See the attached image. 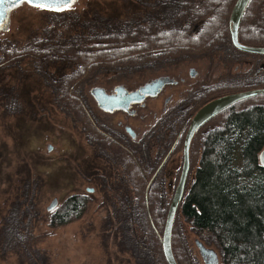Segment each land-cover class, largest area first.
I'll return each instance as SVG.
<instances>
[{
  "label": "rangeland",
  "instance_id": "rangeland-1",
  "mask_svg": "<svg viewBox=\"0 0 264 264\" xmlns=\"http://www.w3.org/2000/svg\"><path fill=\"white\" fill-rule=\"evenodd\" d=\"M141 4L142 0H74L70 7L50 9L24 0L10 10L7 28L0 29V264H166L159 240L167 204L180 174L182 152L176 148L175 165L164 172L166 201H149L151 186L144 201L146 183L140 184L133 175L124 177L118 163L116 170L113 153L89 144L91 137L85 133L90 123L88 115L82 107L74 108L63 100L55 90L57 80L51 77L55 73L38 72L36 60L27 51L35 42L39 47L51 43L49 49L55 48L50 55L61 58L49 67L66 68L68 73L62 56H69L66 50L78 34L76 27L89 11L113 12L121 20L113 28L119 29L130 25L127 22ZM261 64L264 57L227 44L208 53L169 58L147 67L102 69L101 74L81 82L77 93L83 100L78 101L85 99L90 117L100 115L109 122L119 116L99 110L90 88L104 85L111 90L117 83L136 88L159 75L177 81L181 78L167 86L162 96L147 99L145 107L129 119L138 141L163 110L169 112L180 102L188 107L183 129L190 115L209 97L199 96L202 89L264 76L263 67L257 70ZM191 69L194 76L189 74ZM163 97H169V101L164 103ZM137 156L147 166L146 155L139 152ZM125 166L130 171L133 164L125 161ZM194 166L195 159L190 170ZM72 194L87 195L84 213L65 225H51L53 213ZM54 198L57 204L47 210ZM141 204L145 205L143 211ZM172 236L173 245L182 247L185 255L180 258L182 264H204L196 239L214 249L217 264H221L217 245L192 230L183 217L176 215Z\"/></svg>",
  "mask_w": 264,
  "mask_h": 264
},
{
  "label": "trees",
  "instance_id": "trees-1",
  "mask_svg": "<svg viewBox=\"0 0 264 264\" xmlns=\"http://www.w3.org/2000/svg\"><path fill=\"white\" fill-rule=\"evenodd\" d=\"M142 2V6L135 8L127 22L130 25L119 29L113 28L121 23L113 12L89 11L87 18L76 27L78 34L69 40L70 49L66 50L69 56H64L66 59L62 56V61H66L70 69L68 73L64 71L66 68L49 67V64L61 58L50 55L55 48L49 49L51 43L47 46L46 42L44 47H39L35 42L27 50L36 60L38 72L43 75L55 73L51 77L57 80L54 82L55 90L63 100L74 108L82 107L88 118L87 106L83 101H78L82 97L77 93V88L83 80L101 74L98 72L102 69L113 71L128 67L131 70L133 66L141 64L147 67L169 58L208 53L227 44L233 47L228 19L235 0ZM238 40L245 45L264 46V0L249 1L238 27ZM256 87H264V76L237 83H216L201 91V98L207 99L209 96L208 101L226 93ZM188 125L189 119L176 141V148L181 152ZM263 149L264 95L234 103L212 117L192 138L189 180L187 177L188 182L175 217H183L192 230L199 235L205 234L208 243L217 245L222 256L221 264H264V168L260 158ZM137 157L121 155L113 163L116 170L118 163V171L127 179L133 175L140 184L146 183L144 201L150 186L149 201H166L165 187L159 183L162 174L151 171ZM193 159L195 166L190 170ZM125 161L133 164L130 171ZM121 181L125 182V179L121 177ZM87 204L86 194L69 195L53 213L51 225H65L78 219ZM144 209L145 205L141 204L140 210ZM149 225L154 230L152 224ZM202 237L205 241V237ZM173 240L171 234L173 255L177 263L182 264L180 258L185 255L182 247L173 245ZM159 241L161 245V236Z\"/></svg>",
  "mask_w": 264,
  "mask_h": 264
},
{
  "label": "water",
  "instance_id": "water-1",
  "mask_svg": "<svg viewBox=\"0 0 264 264\" xmlns=\"http://www.w3.org/2000/svg\"><path fill=\"white\" fill-rule=\"evenodd\" d=\"M23 0H0V29H6L8 26V14L13 6ZM28 2V0H25ZM74 0H38L39 3L52 5V8H62L64 3L71 4ZM250 0H235L230 15H229V33L232 46L245 53L262 55L264 56V46H252L242 44L238 40V27L241 17L244 13L246 6ZM29 3V2H28ZM30 4V3H29ZM35 5V4H31ZM190 75H195V70H190ZM172 82L168 77H159L151 82L145 83L137 90L127 93L123 96L122 93L125 89L121 86L115 88V94L108 95L101 87H92L90 92L97 101L100 108L112 111L116 108H127L128 103L132 101H141L148 96H155L164 84ZM256 95H264V87H256L252 89L226 93L215 97L205 104H203L191 117L189 125L183 139L182 145V162L180 174L173 190L161 234V249L164 260L167 264H178L172 252L171 247V234L174 222V217L182 199L187 176L189 172V148L195 132L212 117L219 112L233 105L234 103L243 99L253 97ZM50 147V146H49ZM48 147V148H49ZM261 165L264 168V149L260 155ZM91 191V190H90ZM57 204V199H52L51 203L47 206V210H52ZM195 245L204 262V264H217V253L214 249L206 247L200 240H195Z\"/></svg>",
  "mask_w": 264,
  "mask_h": 264
},
{
  "label": "flooded vegetation",
  "instance_id": "flooded-vegetation-1",
  "mask_svg": "<svg viewBox=\"0 0 264 264\" xmlns=\"http://www.w3.org/2000/svg\"><path fill=\"white\" fill-rule=\"evenodd\" d=\"M47 8L56 9L52 7H47ZM258 56L264 57L262 55H258ZM262 67L264 68V64H261L257 70H260ZM159 77H168L169 79H172V82L164 84V86L159 90V92L155 96H148L143 100H141L140 102L132 101L128 103L127 108L120 107L112 111L104 110L98 106L97 101L90 92L91 89L90 88L89 94L94 100V103L96 104L98 109L104 112H109L111 114L114 113L117 116H119V118L108 122L107 120H104L100 115L93 114L94 118L92 117V115L91 117L89 116L90 123L87 130L88 132L86 131L85 133H87V135L91 137V141L89 143L90 145H94L95 148L101 151L104 150L106 152L109 150L111 153L115 155L114 161H117V157L121 155L126 154L130 157H133L139 155V152L144 153L146 155L144 156V160L146 161V165L148 166V168H150L151 171L152 170L158 171L160 174H163L162 180H160L159 183H161L165 187L167 179H166V175H164V172L165 170L168 171L170 168H172L173 165H175L174 162L176 161V159L174 158L177 155L176 153H178L176 150V141H178V137H179L178 134L181 131V123L184 120L183 116L186 117L188 107H185V105L184 107L181 106V102L178 105L174 106L173 109L169 110V112L166 111L165 107H163L165 109L163 110L162 108L163 113L159 115L158 119L155 120L150 125V127L148 126V129L145 131V133L140 137L138 141H136L137 132L132 128L133 126L130 124V120H129L130 118L135 117V114L137 113V109L145 107V101L147 99L154 98L161 95V93L162 94L165 93V88L167 86L175 85L177 82L181 80V78L178 79L177 81L176 78H171L167 75H159L145 83L151 82ZM113 78L115 80L118 79L117 76L114 75ZM108 80H112V79H108ZM142 85H139L136 88H129L124 83H117L115 84L114 87H112L111 90H107V88H105L104 85H96L94 87H101L104 89L105 93L111 95V94H115L116 87L121 86L125 89L122 95L126 96L127 93L137 90ZM207 88L202 89L201 91H204ZM201 95L202 94L200 93L199 96L201 97ZM163 101L164 103H167L169 101V97H163ZM208 101H205L203 104H205ZM193 102L194 105H196L197 99ZM83 103L87 105L85 99ZM198 109H196L190 115L189 122L191 120L192 115ZM203 126L204 125H202L201 127ZM90 148L92 149V147ZM150 155H154V157L151 158ZM181 162H182V156H181Z\"/></svg>",
  "mask_w": 264,
  "mask_h": 264
},
{
  "label": "snow or ice",
  "instance_id": "snow-or-ice-1",
  "mask_svg": "<svg viewBox=\"0 0 264 264\" xmlns=\"http://www.w3.org/2000/svg\"><path fill=\"white\" fill-rule=\"evenodd\" d=\"M30 4H35L38 7L44 8V7H52L50 4H45V3H39L38 0H28ZM64 7H70V4L64 3Z\"/></svg>",
  "mask_w": 264,
  "mask_h": 264
}]
</instances>
